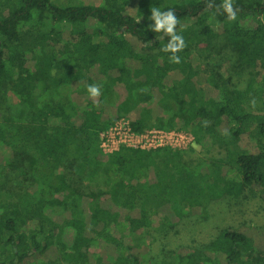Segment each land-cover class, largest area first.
Masks as SVG:
<instances>
[{"label": "trees", "instance_id": "16d2710c", "mask_svg": "<svg viewBox=\"0 0 264 264\" xmlns=\"http://www.w3.org/2000/svg\"><path fill=\"white\" fill-rule=\"evenodd\" d=\"M232 2L235 21L217 12L222 0H0V264H264L232 227L157 262L149 253L156 214L173 230L214 200H264V0ZM151 7L175 12L180 64L149 30ZM124 115L225 155L103 154L99 133Z\"/></svg>", "mask_w": 264, "mask_h": 264}, {"label": "rangeland", "instance_id": "374dc122", "mask_svg": "<svg viewBox=\"0 0 264 264\" xmlns=\"http://www.w3.org/2000/svg\"><path fill=\"white\" fill-rule=\"evenodd\" d=\"M56 1V0H54ZM216 59H214L215 61ZM193 91L198 92V99L202 97L201 82L193 79L190 83ZM108 113V112H107ZM240 143L248 150H253L254 143L248 134L241 136ZM225 155L220 143L213 142L204 145H193L188 149V155L197 163L201 159L213 157L218 158ZM248 195V194H247ZM150 232L155 236V241L151 243L149 253L155 262L159 259L167 258L168 250L181 246L201 248L211 241L219 230L232 227L248 233L255 242V245L264 249V200L261 197L248 195L246 200L219 199L210 202L204 215L198 212L186 216L173 230L163 229L165 218L163 214H156L151 218ZM176 230V231H174ZM151 242V241H150ZM148 248L144 246L139 250H132L127 254L132 257L146 253ZM40 260L50 258V253L40 255ZM156 259H155V258ZM37 260V259H36ZM223 261V259H220Z\"/></svg>", "mask_w": 264, "mask_h": 264}, {"label": "built area", "instance_id": "2783aa9c", "mask_svg": "<svg viewBox=\"0 0 264 264\" xmlns=\"http://www.w3.org/2000/svg\"><path fill=\"white\" fill-rule=\"evenodd\" d=\"M99 147L103 154L111 155L122 148L155 151L159 149L186 150L195 144L194 135L186 129H160L150 127L137 131L130 116L117 118L99 133Z\"/></svg>", "mask_w": 264, "mask_h": 264}, {"label": "clouds", "instance_id": "9594fccd", "mask_svg": "<svg viewBox=\"0 0 264 264\" xmlns=\"http://www.w3.org/2000/svg\"><path fill=\"white\" fill-rule=\"evenodd\" d=\"M207 7L212 8L213 4L209 2ZM217 12H222L227 15L228 21H235L237 12L233 8L232 0H222L220 5H216ZM153 24L149 25V30L154 33H162L160 39L168 37L167 44L161 49L165 53H170L168 59L170 63L180 64L181 57L179 52L183 51L187 47L186 42L182 35L177 34L176 26L179 23L175 12L172 9L162 11L158 7H151V16L149 17ZM139 22V21H138ZM89 98L96 102V98L101 95V85L90 84L86 87ZM254 103V102H253ZM98 106V105H97Z\"/></svg>", "mask_w": 264, "mask_h": 264}]
</instances>
